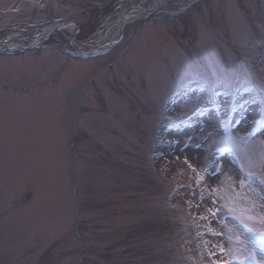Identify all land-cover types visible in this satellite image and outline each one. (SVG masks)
Returning a JSON list of instances; mask_svg holds the SVG:
<instances>
[{
    "label": "rangeland",
    "instance_id": "1",
    "mask_svg": "<svg viewBox=\"0 0 264 264\" xmlns=\"http://www.w3.org/2000/svg\"><path fill=\"white\" fill-rule=\"evenodd\" d=\"M40 36L0 53V264L264 259V0H0Z\"/></svg>",
    "mask_w": 264,
    "mask_h": 264
},
{
    "label": "snow or ice",
    "instance_id": "2",
    "mask_svg": "<svg viewBox=\"0 0 264 264\" xmlns=\"http://www.w3.org/2000/svg\"><path fill=\"white\" fill-rule=\"evenodd\" d=\"M249 177H251V173L248 174ZM262 183H264V181H262ZM211 212V209L209 210ZM234 211V209H233ZM243 222V221H241ZM247 227V225H245ZM249 231L253 232L254 235H260V236H264V232H261V233H256V230L255 229H249ZM239 239V238H238ZM253 241L249 240L248 243L251 244ZM240 244L242 247L245 248V254H244V257H243V260H241V264H244V260H247V259H251L255 262V264H264V259H258L257 258V253H256V250L254 248H248L246 245H245V242L244 241H240ZM237 259H239V257H237Z\"/></svg>",
    "mask_w": 264,
    "mask_h": 264
},
{
    "label": "water",
    "instance_id": "3",
    "mask_svg": "<svg viewBox=\"0 0 264 264\" xmlns=\"http://www.w3.org/2000/svg\"><path fill=\"white\" fill-rule=\"evenodd\" d=\"M123 23H124V19L122 20V23H121V25H123ZM63 24H60L58 27H60V26H62Z\"/></svg>",
    "mask_w": 264,
    "mask_h": 264
}]
</instances>
